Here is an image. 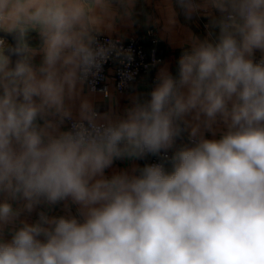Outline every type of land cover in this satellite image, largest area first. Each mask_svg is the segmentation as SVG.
Returning <instances> with one entry per match:
<instances>
[{"label":"clouds","instance_id":"clouds-1","mask_svg":"<svg viewBox=\"0 0 264 264\" xmlns=\"http://www.w3.org/2000/svg\"><path fill=\"white\" fill-rule=\"evenodd\" d=\"M176 2L186 16L215 9V38L189 34L177 75L161 68L123 116L83 99L61 130L90 76L133 59L98 36L122 18L116 6L131 19L136 0H0V32L14 41L0 37V264H264V57L253 59L264 53V0ZM218 118L228 130L206 139L202 126ZM188 129L191 147L171 172L148 164L105 176L114 160L159 155ZM68 199L81 219L41 213L3 239L21 211Z\"/></svg>","mask_w":264,"mask_h":264},{"label":"crops","instance_id":"crops-1","mask_svg":"<svg viewBox=\"0 0 264 264\" xmlns=\"http://www.w3.org/2000/svg\"><path fill=\"white\" fill-rule=\"evenodd\" d=\"M118 8L122 18L118 19L113 31H105L103 33L110 35H117L120 37L137 36L139 34H146L150 28H153L160 39V47L164 56L163 61L158 65L154 71L157 77L161 68H167L170 74L175 77L178 71V60L183 52L190 50V43L188 42L189 34L204 38H215L218 34V29L211 27L212 16H218L219 13L212 8L207 10H198L186 16L185 11L179 6L176 0H136L135 6L132 9V18L123 17V9ZM170 10L174 11L176 23L168 26V16ZM7 42L10 40L5 36ZM28 43L30 46L39 49L41 47V40L36 32L29 33ZM257 56L264 57V53L260 50H255L253 59ZM42 57L37 55L35 57L36 64H39ZM111 81V80H110ZM158 81L150 83L146 79H140L133 83L125 92H117L110 83L109 94L104 95L102 92H92L84 84L80 97L74 101H70L71 110L74 118L78 116L79 104L83 99H87L99 113L111 112L114 116H123L127 108L133 104V98L140 95L142 99H148L149 93L156 87ZM191 123H196L192 116L186 117ZM61 130H68L67 121L65 120L61 126ZM183 132L176 138L173 146L168 149L172 157L176 152L185 147H191L188 139V131ZM206 139H220L222 134L228 129L227 126L218 118L217 122L213 124L212 129L201 128ZM171 157V158H172ZM147 165V160L143 159H116L111 167L105 170V176L111 177L113 174L127 171L130 174L132 170L139 169ZM165 170L172 171V162H167ZM138 174V173H137ZM5 197L0 195V202H3ZM14 209L22 208L23 200H9ZM79 205L73 204L70 199L60 201L56 204H49L41 202V204L34 207L31 212L21 211L20 216L14 224L9 225L4 233L3 239L5 241L11 240V230L18 229L23 226V223L34 224L39 222L40 214L43 213L49 218L61 216L65 218L76 217L81 219L78 214ZM43 240V237H40Z\"/></svg>","mask_w":264,"mask_h":264},{"label":"built area","instance_id":"built-area-1","mask_svg":"<svg viewBox=\"0 0 264 264\" xmlns=\"http://www.w3.org/2000/svg\"><path fill=\"white\" fill-rule=\"evenodd\" d=\"M0 37L6 41V37L0 32ZM119 41L120 46L125 50H131L133 59L129 62L120 58H111L105 62L100 71L95 76H90L85 83L88 89L92 92H102L104 95L109 94V85L113 84L117 92H125L130 89L131 85L140 79H146L150 83H155L157 77L154 71L163 61L164 56L160 55V39L153 28H150L147 33L137 36L120 37L102 33L98 36V41L105 44L108 40ZM262 56L254 58V62H259ZM126 73H133L132 80L125 77ZM111 80V81H110ZM74 117L66 119L68 130L74 121ZM172 155L167 150L159 155L148 154L145 156L148 164H163L164 168Z\"/></svg>","mask_w":264,"mask_h":264},{"label":"water","instance_id":"water-1","mask_svg":"<svg viewBox=\"0 0 264 264\" xmlns=\"http://www.w3.org/2000/svg\"><path fill=\"white\" fill-rule=\"evenodd\" d=\"M2 34H3L4 36H7V37L9 38V40H10V43H9V44H13V43H14L12 35L7 34V33H4V32H2ZM12 59L15 60L16 57H13Z\"/></svg>","mask_w":264,"mask_h":264},{"label":"trees","instance_id":"trees-1","mask_svg":"<svg viewBox=\"0 0 264 264\" xmlns=\"http://www.w3.org/2000/svg\"><path fill=\"white\" fill-rule=\"evenodd\" d=\"M159 49H160V55H163V53H162V50H161V47L159 46Z\"/></svg>","mask_w":264,"mask_h":264}]
</instances>
